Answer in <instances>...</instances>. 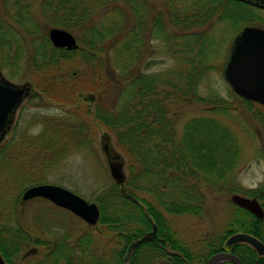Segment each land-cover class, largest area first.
<instances>
[{"label": "trees", "instance_id": "obj_1", "mask_svg": "<svg viewBox=\"0 0 264 264\" xmlns=\"http://www.w3.org/2000/svg\"><path fill=\"white\" fill-rule=\"evenodd\" d=\"M152 1L155 0H0V13L7 12L10 7L14 12L13 20L7 24L0 23V34L4 38H0L3 53L0 70L10 78L20 80L22 73L28 72L37 79L39 84H44L42 91L47 96L52 99L58 96L64 98L63 101L70 99L72 105L76 99V92L83 90L79 86L80 83L87 84L86 88H89V86L92 87L91 78L99 84L100 75L105 77L106 82L102 81L103 86L94 88L97 92L101 91V97L104 99L95 104L93 114L91 110H88L89 107L85 106L66 109L61 114L63 118H58V122L51 128H46L45 134L56 135L59 132L64 134H61V143L57 144L59 141L57 139V145L55 144L52 149L51 154L54 157L63 155L66 146L80 149L81 142L87 139L90 129L97 123L105 124L115 136L116 144L120 148L123 146L130 150L128 152L132 158L130 165L135 170L130 166L127 182L124 184L116 182L101 193L102 201L108 203L135 204L137 201L129 197L137 196L136 191L141 190L137 181L144 175L161 180L168 186V183L172 181L183 188V186H189L187 183L189 177L195 180L201 173L206 175L219 171V175L224 176L235 162L234 146L227 145L224 140V137L232 133L229 127L221 125L213 118L195 117L186 122L183 136L176 142L173 120L168 118L167 114L173 110L171 106L179 111L182 105L180 102L190 101L231 109L230 100L218 95L209 96L207 99L198 95L197 91L201 85L199 82L206 80L209 73L220 72L223 62L216 55L213 61L215 63L205 64L201 56L202 53L206 57L210 55L204 49V42H206L204 37L208 35V29L205 28L204 32L198 33L191 32L190 29L203 24L209 25V21L216 16L217 12L223 16L226 10H230L233 17L234 10L226 8L229 3L245 4L232 0H190L197 12L189 13L185 10L184 12L172 11L174 4L179 5L189 0H160L162 3L165 1L167 5L164 12H158L156 15L154 7L151 6ZM255 19V17L252 18V21ZM252 21L249 19V23L246 24H251ZM166 22L169 28L165 25ZM50 27L70 31L76 37L78 47L67 50L53 46L48 38ZM170 27L178 32L171 33ZM148 28L151 33L156 29L157 38L169 44L172 39V45L176 43L178 46L181 43L187 49L184 51L176 49L177 58L181 56L180 59L183 58V61L187 62L185 61L184 66L176 70L173 80L172 74L167 77L168 75L165 76L162 72L152 71L153 65L157 63L155 60L148 59L144 65H141L144 35ZM4 45H7V48L3 49ZM211 45L212 43L209 44V50ZM170 51L171 49H168L167 52ZM182 52L185 59L181 55ZM75 54H81L82 63L90 67L86 75L89 76L86 77L87 79H84L83 73L80 74L78 71L70 74L62 71L63 62L72 59ZM181 81H183L182 84ZM108 92L110 94L107 96ZM232 93L246 106L257 105L263 108L262 105L245 100L233 91ZM31 95H33L32 92ZM102 100L105 102L101 103ZM85 112L89 116H95L92 122L94 126L87 128L88 130H85L87 122L83 121ZM41 136L34 137L36 144L41 141ZM174 150H176L175 153ZM1 155L0 201L3 202L2 199L8 197L11 189L17 188V184L14 185L15 182H13L14 172L10 176L4 175V171L12 169V166L11 160ZM179 172L182 176L177 174ZM16 176L18 179H23V174H16ZM131 179L134 180L133 184L130 182ZM192 184L189 188L195 191L193 189H196L197 184ZM140 201L149 204L144 199ZM178 201L174 199L170 203L171 206L168 205L166 209L171 213H178L180 210L172 207ZM182 201L179 204L186 206L187 204ZM95 202L100 208L98 224L104 225L107 233L115 234L117 237L129 235L138 238L151 227L150 222L143 215L145 212L137 206H135L136 210L132 207L122 208L123 213L131 214L124 220L118 213L121 212V207H117L114 210V218L109 219L102 209L100 199L97 198ZM17 204L16 199L9 205L8 212L6 207H0V237L4 246L2 251L8 249L19 252L26 244H30L37 246L40 252L57 251L62 254L65 252L64 264L98 263L93 261L92 256H85L87 247L82 249L80 243L69 242V236L55 235L57 226L53 224L39 228L37 223L35 226L38 230H34V234L29 233L18 221ZM232 205L235 215L227 223L223 237L216 240L210 238L200 251L191 250L185 242L172 233L173 231L170 232L168 222L163 217L157 216V211L153 208L149 207V213L156 220L157 234L162 238L163 247L182 253L181 261L184 263L206 264L208 257L220 252L222 241L234 232L250 234L264 244V215L262 218H257L237 205L233 203ZM185 206L180 209L183 212H189L190 208L186 206L187 211ZM41 218L46 219V216L41 215L34 220L39 221ZM42 230L49 231L52 240L54 238L55 241L44 240L38 234ZM130 241L131 238L124 240L126 244ZM148 245H151L149 251L159 249L157 245L143 241L136 246L135 251L146 249ZM233 252L238 254L244 264H264V254L258 255L256 250L246 243H235ZM42 258L43 255L38 256L34 264H43ZM179 260L176 258L175 261L179 262Z\"/></svg>", "mask_w": 264, "mask_h": 264}, {"label": "rangeland", "instance_id": "obj_2", "mask_svg": "<svg viewBox=\"0 0 264 264\" xmlns=\"http://www.w3.org/2000/svg\"><path fill=\"white\" fill-rule=\"evenodd\" d=\"M166 5L165 1L162 3L160 0H155L151 3L156 15L158 12H164ZM174 5L175 10L172 7V11L184 12L185 10L189 11V13L197 12L190 0L179 5ZM226 8L234 10L233 17L231 16V12H229L230 10H226V14L223 16L217 12L216 16L209 21V25L203 24L202 26L190 29L191 32L196 31L195 33L204 32L205 28L208 29V35L204 37V41H206L204 42V49L210 55L206 57L202 53L201 56V60L205 64L215 63L213 61L216 55L224 64L231 41L242 27L250 25L264 29V10L233 3H229ZM7 12L0 13V23L4 22L7 24L14 19V12L11 7ZM253 16L256 18L254 21H252ZM249 19L252 21L251 24H246L249 23ZM165 25L169 28L168 22ZM155 30H152V33L149 28L146 30L141 65H144L148 59L155 60L157 63L153 65L152 71L156 73L162 72L165 76L168 75L167 77L170 76L169 74H172L173 80L176 70L184 66L186 61H183V58L180 59L181 56L177 58L176 49L180 51L187 49L181 43L178 45L179 47L176 43L172 45V39L170 47L169 43L163 41L161 38H157L158 33ZM170 30H172L171 33L173 34L178 32L175 28L170 27ZM1 37L3 38L0 34ZM210 43L212 45L209 50ZM4 48H7V45H4ZM168 49H171V51L167 52ZM2 54L0 46V61H2ZM181 55L182 57L185 56L183 52ZM187 55L190 56V54ZM3 56L5 58V54ZM7 61L5 60V62ZM87 66L82 63L81 54H75L72 59L63 62L62 71L65 74L78 71L80 74L83 73L82 77L85 79L89 77L86 76L90 68ZM0 72L14 83L29 82L33 94L27 101L25 100L20 104L17 109L16 123L5 134L4 140L0 145V147L2 146L0 156H2L1 154L7 156L11 160L12 166V169L4 171V175L8 174L10 176L14 172V181H12L15 182L14 185L17 184V188H12L8 197L3 198V202L0 201V207H6V212H8L9 205L13 204L17 199L18 221L29 233L34 234V230H38V227L44 228L49 226L48 223H44L43 218L39 221H37L38 219L34 220L35 217L41 216L40 212H47V214L54 218L55 222L53 225L59 226L55 228L57 229L55 235L61 237L69 236V242L80 243L82 249L87 247V250L85 249V256H94V260H96L95 258L97 257L109 254L113 248L117 247L115 244H121L122 242L118 238H114L115 234L107 233L104 225L96 224L91 226L70 211L57 208L44 198L37 197L26 202L21 201V194L27 187L39 183H53L68 188L89 202H95L99 198L102 209H104L109 219L114 218V216H111V212H115L116 206L119 205L121 207V212L122 208H128L121 206L123 204L102 201L103 198H101V193L116 183L111 177L109 165L101 146L102 136H109L111 145L122 157L124 182L129 180V168L132 159L128 153L130 150L125 149L121 145L120 148L116 144L115 136L107 129L105 124L97 123L94 126L92 122H94L93 118L95 119V116L92 117L86 112L83 113V121L87 122L85 130H88L89 127H94L90 129L87 139L81 142L82 147L80 149L78 147L71 148V146H66V150H63V155H60V157H54L51 152L53 153L52 149L57 139H59L57 144L61 143L60 140L64 134L60 132L56 133V135L45 134L46 128L49 129L58 122V118L62 117L61 114L66 109L85 106L89 107L88 110H91V114H93L95 104L97 102L100 103V100L104 99L101 97V91L97 92L94 88L102 87V81L106 82L105 77L100 75L101 81L99 84L95 83L94 78H91L93 82L91 84L92 87L89 86V88H86L87 84L82 85L80 83L79 86L83 90L76 92V99L71 105L70 99L63 101L64 98L58 96L54 99L47 96L42 91L44 84H39L37 79L28 72H23L20 80L10 78L2 70ZM158 76L160 77V75ZM186 79L188 80L189 78ZM180 83L182 84L183 81ZM199 83H201L197 91L199 96L207 99L209 96L218 95L230 100L232 107L231 109H225L197 101L180 102L182 105L179 111H176L177 109L175 110V107L171 106L175 111L172 113L173 110H171L167 114V117L173 120L176 142L181 140L184 126L192 118L206 117L216 119L221 125L229 127L232 132H230L231 134L228 137H224L227 145L232 144L234 146L233 154L235 156L233 155V159L235 162L232 168L224 176H220L218 171L217 173L206 175L201 173L195 180L189 177V181L187 182L189 186L186 185L183 188H180L172 181L168 183V186L165 183L164 185L161 180H156L150 175H144L137 181L139 188H141V190L136 191L137 196L129 197L131 200H136L135 204L139 203L145 213H149V208L147 210L145 202H141L140 199L148 201L150 205L158 209V212L164 215V219L166 218L165 220L168 221L169 224L167 225L170 232L173 231L172 233L179 240L185 242L193 251H200L204 243L210 238L216 240L223 237L227 223L235 215L233 202L231 201L233 194L247 195L250 193L248 191L250 188H256L264 182V105H262L263 108L257 105L246 106L235 98L230 86L222 76V70L216 73H209L207 79ZM109 94L110 92L107 93V96ZM89 96L92 98H89ZM104 102L105 100H102L101 103ZM60 120L62 121V119ZM36 135H42L41 141H37V144L34 142ZM48 146L49 148L47 149ZM175 152L176 150H174ZM132 169L135 170L134 168ZM16 174H23V179H18ZM177 174L182 176L180 172ZM124 182L121 184H124ZM130 182L133 184L134 180L131 179ZM192 183L197 184L196 189H193L195 191L189 188ZM174 199L179 200L177 204L183 200L182 202L187 204L186 206L190 208V211L183 212V210L177 209L180 210L178 213H168L166 208H168V205L169 207L171 206L170 203ZM182 206L185 205L182 204ZM35 224L39 226L36 227ZM38 234L43 239L52 240L48 235L49 233L47 234L43 230ZM52 241H55L54 238ZM162 247L156 249L157 252L150 257L149 264H157L159 260H162V262L168 260L161 256L165 255V251L169 253L174 250ZM121 248L119 246L116 250H120ZM131 248L132 245L129 249L131 250ZM128 252L130 253V251ZM63 253V256H61L62 260L65 259V252ZM129 253H124L125 258L122 264L128 262ZM41 254L43 255L41 252L36 257L38 258ZM53 257L51 255L48 264L52 263V259L55 261L56 258ZM159 257L161 258L159 259ZM175 263L184 264L182 261L180 263L174 262L173 264Z\"/></svg>", "mask_w": 264, "mask_h": 264}, {"label": "water", "instance_id": "obj_3", "mask_svg": "<svg viewBox=\"0 0 264 264\" xmlns=\"http://www.w3.org/2000/svg\"><path fill=\"white\" fill-rule=\"evenodd\" d=\"M264 9V0H241ZM48 38L52 45L67 50L78 47L76 37L68 30L59 27L48 29ZM222 76L232 91L245 100L264 105V29L258 26H244L233 37L222 68ZM31 96L29 82L21 84L7 79L0 72V141L10 130L15 113L21 102ZM89 98H92L89 96ZM102 149L106 156L111 177L117 183L124 182L121 155L113 148L109 136H102ZM44 198L54 205L71 211L89 225H95L100 211L95 202H89L58 184L39 183L27 187L21 194V201ZM231 201L252 212L257 218L263 217V211L256 199H249L238 194L231 196ZM227 244L242 242L253 247L258 255H263L264 244L247 233H236L227 239ZM37 251L28 249L25 255ZM228 260L234 264H243L234 254L217 252L209 256L206 264H219ZM1 264V262H0Z\"/></svg>", "mask_w": 264, "mask_h": 264}, {"label": "flooded vegetation", "instance_id": "obj_4", "mask_svg": "<svg viewBox=\"0 0 264 264\" xmlns=\"http://www.w3.org/2000/svg\"><path fill=\"white\" fill-rule=\"evenodd\" d=\"M233 1H236V2H240V3H243V4H245V5H247V6H250V7H253V8H256V9H260V10H264V9H262V8H259V7H256V6H254V5H252V4H250V3H247V2H244V1H241V0H233ZM29 98H26V99H24L23 101H27ZM22 101V102H23ZM22 104V103H21ZM16 117H17V111H16V113H15V116H14V119H13V122H12V125H11V128L14 126V124L16 123ZM11 128H10V130H11ZM5 137V136H4ZM4 137H3V139L0 141V145H1V143L3 142V140H4ZM102 139V138H101ZM101 142H102V140H101ZM121 162H122V165H123V160H122V157H121ZM250 193L249 194H245V195H241V196H243V197H246V198H249V199H256V201L258 202V204H259V206H260V208L262 209V211H263V215H264V182H262L258 187H256V188H250L249 190H248ZM238 195H240V194H238ZM37 198V197H36ZM33 199H35V198H33ZM31 200V199H30ZM51 203V202H50ZM137 205H135V204H123V205H121V206H123V207H132L133 209H135V206H137V207H139V208H141L142 209V207H141V205L139 204V203H136ZM52 205H54L53 203H52ZM236 205V204H235ZM17 206H18V204H17ZM55 207H57V208H61V207H58V206H56V205H54ZM112 206H115V205H112ZM146 207H147V210H148V208L149 207H151V208H153V210H155V211H157V213H156V215L157 216H161V217H163V219H164V215H162V214H160V212H158L159 210L158 209H156L155 207H153L152 205H150V204H146L145 205ZM238 206V205H237ZM117 207H120L119 205L118 206H116V208ZM173 207L175 208V209H180V208H182L183 206L182 205H180V204H174L173 205ZM238 207H240V206H238ZM240 208H242V207H240ZM62 209V208H61ZM64 209V208H63ZM242 209H244V210H246V211H248L249 213L248 214H251V215H254L252 212H250L249 210H247V209H245V208H242ZM65 210H67V209H65ZM136 210V209H135ZM142 210H144V209H142ZM69 211V210H68ZM99 211H100V208H99ZM168 213H171V212H169L168 211V209L166 210ZM71 212V211H70ZM241 213H243L242 211H240ZM46 213V214H45ZM72 213V212H71ZM119 214H120V216H122L123 217V220L128 216V215H131V214H127V213H122V212H118ZM238 214H240V213H238ZM244 215H246V213H243ZM41 215L42 216H46V219H44V223H48V225L49 224H53L55 221H54V218L51 216V215H49V214H47V212H41ZM115 215V212H111V216H114ZM147 219H148V221L150 222V224H151V227H150V229H148V230H146V231H144L143 233H142V235L140 236V237H138V238H133L132 236H129V235H126V236H123V237H117V236H115L114 238H118L119 240H121V244H115L117 247H115V248H113V250H111V252L109 253V254H107V255H103V256H100V257H97V258H95L96 260H94V256H92V259L94 260V262H98V263H95V264H122L123 263V261H124V258H125V256H124V253H129L128 251H130V253L128 254V262L126 263V264H142V263H144V264H149V261H150V257L155 253V252H157L156 250H151V251H149L150 249H151V245H148V247H146V249H143V250H139V251H135V248H136V246L138 245V244H140V243H142L143 241H147L149 244H152V245H157L159 248L162 246L161 245V240H162V238L160 237V236H158V225L156 224V220L154 219V216L153 215H151L150 213H145V214H143ZM255 216V215H254ZM55 217V216H54ZM100 217V216H99ZM256 217V216H255ZM166 219V218H165ZM164 219V220H165ZM166 221V220H165ZM168 222V221H167ZM96 224H98V221H97V223ZM95 224V225H96ZM169 224V223H168ZM91 226H94V225H91ZM45 232L51 237V234H50V232L49 231H47V230H45ZM236 233H243V232H239V231H237V232H234V233H232V234H230L228 237H226L223 241H222V245H221V248H222V250H220V252H228V253H232V254H234V255H236L239 259H240V257L238 256V254H236V253H234L233 252V245L235 244V243H232V244H227V239L231 236V235H233V234H236ZM128 238H131V241L128 243V244H126L125 242H124V240L125 239H128ZM45 240V239H44ZM236 243H239V242H236ZM242 243V242H241ZM132 245V248H131V250L129 249L130 248V246ZM122 247L120 250H116V248H118V247ZM4 246L2 245V243H1V237H0V262H1V264H34L35 262H36V260H37V257H36V255L37 254H39V253H41L40 251H39V249H38V247L37 246H34V245H30V244H26L19 252H14V251H12V250H5V251H2V248H3ZM32 247H35L36 249H37V251L35 252V253H33V254H29V255H25V253H26V251L28 250V249H30V248H32ZM163 248V247H162ZM43 253V258H42V260H43V264H48V260H49V258L51 257V255H52V257L53 258H56L55 259V261L53 260L52 261V263L51 264H64V260H62L61 259V256H63V254L61 253V252H56V253H54V252H49V251H45V252H42ZM53 253H54V255H53ZM264 254V253H263ZM41 256H42V254H41ZM160 256H161V254H160ZM166 256V257H165ZM161 257H163V258H165V259H168V260H164L163 262H162V260L160 261H158L157 262V264H173L174 262H176L175 260H176V258L177 259H180L179 260V262L178 263H180L181 262V258H183L182 257V253H180V252H177V251H171V252H169V253H167L166 251H165V255L164 256H161ZM161 257H159V259L161 258ZM32 259H33V261H32ZM241 260V259H240ZM242 261V260H241ZM243 263V262H242ZM181 264V263H180ZM184 264H189V263H184ZM219 264H234V263H232V262H230V261H228V260H223L222 262H220ZM244 264V263H243Z\"/></svg>", "mask_w": 264, "mask_h": 264}]
</instances>
